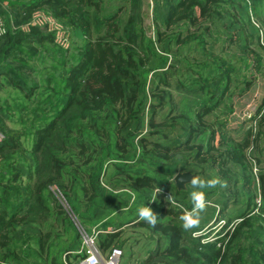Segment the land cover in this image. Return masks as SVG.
Instances as JSON below:
<instances>
[{"label":"trees","instance_id":"trees-1","mask_svg":"<svg viewBox=\"0 0 264 264\" xmlns=\"http://www.w3.org/2000/svg\"><path fill=\"white\" fill-rule=\"evenodd\" d=\"M151 2L152 38L138 0H0V264H75L80 233L93 229L101 263L111 250L127 263L138 242L147 254L138 264H264V201L255 211L251 198L239 200L227 171L252 170L248 154L264 127V96L244 92L249 63L254 79L264 62V0ZM37 15L52 19L67 48L29 25ZM212 31L241 43L233 64L204 46ZM248 121L255 133L226 135ZM178 173L227 186L176 190ZM263 178L250 185L258 197ZM201 190L204 224L185 230L181 216L194 207L185 199ZM145 206L158 214L154 227L139 218ZM130 226L153 247L141 238L126 246Z\"/></svg>","mask_w":264,"mask_h":264},{"label":"rangeland","instance_id":"rangeland-1","mask_svg":"<svg viewBox=\"0 0 264 264\" xmlns=\"http://www.w3.org/2000/svg\"><path fill=\"white\" fill-rule=\"evenodd\" d=\"M153 3L154 2H151V0H138V4H139V6H141L142 26H143L144 32L146 34V37H151V38L153 37V31H152L151 14L150 13H152L151 10L153 8V6H152ZM154 5H155V3H154ZM232 13H238V12L233 11ZM250 21H251V23H253L252 26H253L254 30L256 29L257 25H261L260 22L257 19L252 18V16L250 17ZM10 24L13 25L12 23H10ZM0 27L3 28V24L1 22V19H0ZM16 29H18V28H16ZM240 44L241 43H239V42H230V40L228 38H226L224 36H218V32L215 33L213 31L209 36L204 37V46L210 47L215 54H218V53L221 54L220 57L223 59V61L225 63L224 65H226L228 63L233 64V61H230L231 58H230L229 54L235 52L239 48H242V45H240ZM172 45H174V44H172ZM258 45H259V47H261L260 44H258ZM258 45H255V44L252 45V49H254L256 52H258V50H259ZM175 49H176L175 45L171 46L170 51L172 52L173 55L176 52ZM181 51H182V49H181ZM259 53H260V55H263L262 51H259ZM195 54H196V52H194V56H195ZM198 55L201 57H205V56L200 55L199 53H198ZM25 61H26L25 64L26 63L31 64L30 63L31 61L27 60L26 58H25ZM32 62L34 64H36V62H34V61H32ZM17 64L20 67V73L27 75L28 66H26L25 64H22L20 62H18ZM251 68H252V64L249 63V65H248L246 71H244V73L246 74V78L248 80H251L253 82V84L248 89H246L244 92L249 91L248 96H251L252 94H254V95L258 94V101H260V99L264 96V73H263L264 72V62L259 67V72L255 73L256 77L254 76V79L250 78V76H249L251 71H253V69L251 70ZM7 77H8V75H7ZM170 77L172 78V82L175 83V79H174L175 75L172 74ZM257 86L259 87V89H258L259 93L257 90L255 91ZM242 93H243V91H242ZM0 94L3 96V93H0ZM5 95L8 97V100H11L12 98H16V95L14 93H8V95H7V92H5ZM262 102H263V98L261 99L259 104H260V107L264 108V103H262ZM7 104H8V102H7ZM253 105H254L253 103L250 105H247L246 108L249 109ZM21 117L25 119V116L22 115ZM263 117H264V114H263ZM5 124L8 128L13 129L14 131L18 130L20 128V126L17 125L14 121H12V122L11 121H5ZM257 129H258L257 124L255 125L254 123L248 121L238 131H234V132H228L227 131L228 133L226 135H229V137L234 139V140H235V138H236V140H239L241 138V136L243 135V133L246 132L247 130H249V131L252 130V133H255L257 131ZM255 145H256V149L251 150L248 154V158H250L252 160V161H249V160L248 161L252 162V165H253L252 170L250 168V172L245 170V171H242V172L236 174V168L231 167V166L227 167V171L229 173L228 176H229V181H230V182H228V184H229L228 189L231 187L232 188L231 191H233V192L238 191L240 194L237 198H239V200H243V202H246L245 200L248 197L251 198V202L253 200L252 204L250 203V206L252 207L251 209H254L256 211L259 209V206H261L262 201H264V195L263 196L261 195V197L256 196L255 192L257 191V188L254 191L250 185L252 184V181L254 182L253 184L256 185V182L258 181L257 179H258L259 175L264 173V171H263L264 170V127L261 130V138H259V140H257ZM194 170H195V168H194ZM236 175H237V177H239V180L242 177V182L238 181L237 185L234 186L233 184L236 182L235 179L236 180L238 179V178H236ZM243 176L249 178L250 182L246 181V180L244 182ZM190 184L191 183L187 184L186 186H188ZM233 187H235V188H233ZM225 188H224V190H225ZM224 190H223V193H224ZM218 192H220V190H218ZM185 200L190 201L192 199L190 197L189 198L186 197ZM239 205L240 204H237L236 202H231L228 205L229 207L228 206L227 207L228 208H233V207L238 208ZM239 209H237V211ZM81 210L84 211L83 208H81ZM237 214H238V212L226 214V217H232V216L234 217ZM133 217H135V213L133 214ZM212 223L213 222L207 224L206 227L209 226L208 228L211 229L210 225ZM203 224H204V222L200 218V223L198 225H203ZM222 225H223L222 222L216 221L215 226H214L215 230H212L211 233L219 232V229ZM230 225H233V222H231ZM195 227H197V226H195ZM230 228H231V226H230ZM143 232L144 231L138 230V229L131 227V226L124 229V231L122 233L123 237L127 238L128 240L130 239V241H128V243H126V246L134 245V243H135L134 240L136 238H141V241L142 240L146 241V242L143 241V247H144L147 244V239H146L147 234L143 233ZM89 234H87V235H89ZM80 247H81V244H80L79 248ZM135 247H136V249L135 248L128 249V252H131L132 255L128 257L127 263H125V261H123V264H138L140 261L135 263L136 258L141 259V260H144V258H147L146 257L147 254L144 255L141 253L140 244L138 242L135 243ZM152 247H153L152 244L146 245V249H148V250H149V248H152ZM154 247H155V243H154ZM144 249H145V247H144ZM133 250H135V251H133Z\"/></svg>","mask_w":264,"mask_h":264},{"label":"built area","instance_id":"built-area-1","mask_svg":"<svg viewBox=\"0 0 264 264\" xmlns=\"http://www.w3.org/2000/svg\"><path fill=\"white\" fill-rule=\"evenodd\" d=\"M52 19L44 18L42 16H35L32 20V22H29L30 26H36L40 29H43V31L47 33H53V41L55 44L62 48H67V43L65 41L64 33L61 31V29L57 28V30L52 24ZM22 29H25L22 27ZM39 29V30H40ZM54 30V31H52ZM52 31V32H51ZM1 32V27H0ZM260 35V43H262V35ZM98 232L93 229L90 231V234H84L80 233L81 237V247L77 251L78 254L83 253V258L76 262L75 264H118L119 258H120V252L117 250H111L108 254L106 260L101 263V256L99 251L96 247V236Z\"/></svg>","mask_w":264,"mask_h":264},{"label":"clouds","instance_id":"clouds-1","mask_svg":"<svg viewBox=\"0 0 264 264\" xmlns=\"http://www.w3.org/2000/svg\"><path fill=\"white\" fill-rule=\"evenodd\" d=\"M257 31H258V34L260 33L261 35L263 34V31L260 27L257 28ZM259 41H260V35H259ZM190 183L193 186V188H197V189L214 188L218 184H220L221 187L227 186L226 182L221 184V181L219 178H214V179L205 181L198 176L192 177ZM168 199L171 200L172 197L169 196ZM191 199L193 201L194 207L192 208L191 211L185 210L183 212V215L181 216V220L183 221V227L185 228V230L193 228L200 223V218H201L200 213L204 212L208 205V201L206 200V194L202 190L193 191L191 193ZM138 212H139V218L141 220L147 221L153 227L156 225L158 214L155 213L149 206L141 207L138 210Z\"/></svg>","mask_w":264,"mask_h":264},{"label":"water","instance_id":"water-1","mask_svg":"<svg viewBox=\"0 0 264 264\" xmlns=\"http://www.w3.org/2000/svg\"><path fill=\"white\" fill-rule=\"evenodd\" d=\"M193 175L189 173H178L172 177V183L176 190H185L187 184L190 183Z\"/></svg>","mask_w":264,"mask_h":264},{"label":"crops","instance_id":"crops-1","mask_svg":"<svg viewBox=\"0 0 264 264\" xmlns=\"http://www.w3.org/2000/svg\"><path fill=\"white\" fill-rule=\"evenodd\" d=\"M133 251H135V250H133Z\"/></svg>","mask_w":264,"mask_h":264}]
</instances>
